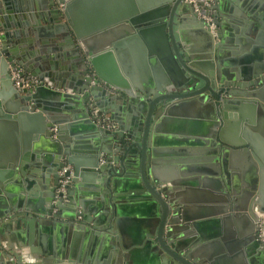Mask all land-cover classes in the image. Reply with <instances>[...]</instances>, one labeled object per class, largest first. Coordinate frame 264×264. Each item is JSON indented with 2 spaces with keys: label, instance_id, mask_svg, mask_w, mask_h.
<instances>
[{
  "label": "water",
  "instance_id": "95a60500",
  "mask_svg": "<svg viewBox=\"0 0 264 264\" xmlns=\"http://www.w3.org/2000/svg\"><path fill=\"white\" fill-rule=\"evenodd\" d=\"M92 1L96 0H0V121L6 125L12 120L23 128H32L39 139L38 146L28 156L30 159L19 160L17 154L16 158L0 160V220L22 212L23 193L33 195V182L37 180L43 208L33 211L48 215L58 208L54 217L68 221L66 225L72 229L73 238L86 232L98 241L103 233L97 224L102 218L93 224L97 229L88 227L94 209L88 207L90 202L86 194L80 199L79 179L98 178L102 189L107 186L112 191L109 197L113 196L115 206L118 184L135 183L138 177L162 209L157 240L165 254L160 255V264H217V259L206 261L199 257V248L192 245L197 237H206L208 230L198 229L193 241L188 239L183 244L178 240L181 250H175L174 242L165 241L166 224L172 225L167 237L176 238L173 225L182 218L184 221L190 219V206L182 204L186 199H170L171 189L167 183L158 178L153 185L148 175L165 113L181 107L193 109L195 104H200L201 111L209 115L205 132L207 149L215 148L211 156L221 161L217 168H220L222 179L227 177L225 153L229 151L228 145L242 146L238 153L249 155L258 164L260 180L256 192L251 190L254 194L247 203L246 212H239V215L249 216L254 227L246 237H254L260 246L255 238V224L264 222V135L256 128L254 113L261 106L258 100L264 101L260 94L264 85L253 92L239 93L245 99L225 97L238 94L221 76L224 72L221 62L226 65L219 59L224 49L218 44L224 27L218 12L221 8L218 2L222 0H145L148 3L130 4L120 10L109 5H94V9L90 6ZM252 2L264 10V0ZM62 4L64 8H60ZM187 27L194 30L192 39L195 36L193 41L197 39L199 45L188 42L184 35L188 34ZM137 32L142 33L151 53L155 46L157 50H153L166 63L164 78L147 74L139 82L131 78L132 84H128L115 78L116 65L112 72L106 70L107 60L113 67V49L121 54L120 49L125 44L123 37ZM56 40L62 41L59 47L51 43ZM92 40L97 42L93 44ZM59 48L64 53H60ZM68 55L76 64L64 59ZM14 62L21 65L23 75L33 81V86L24 89L15 86L10 70V63ZM258 69L264 71V65ZM259 70L253 73L255 81L246 85L248 89L264 80ZM246 97L259 99L251 105L244 102ZM91 104L109 114L119 129L98 125L90 116ZM234 106L235 110H240L237 115L228 111ZM247 107L253 111L248 117L242 112ZM120 111H124L123 115ZM233 117L239 133L230 140L224 133L231 123L229 118ZM79 141H87L91 147L80 145ZM67 164L72 169L65 173L70 177L67 184L69 202L66 203L63 193H59L58 199L57 189L62 178L60 171ZM153 170L157 173L154 167ZM225 183L233 185L235 180L230 177ZM98 191L96 194L105 201L103 192ZM105 198L108 199L107 194ZM244 198L232 200L231 208L240 210L245 206ZM27 200L36 202L32 197ZM199 204L197 207L211 214L209 217L214 216L219 206ZM74 205H80L82 211L76 208L73 214L64 213L66 207ZM194 211L191 223L194 226L213 221L209 217L201 220L202 213ZM78 215L84 218L75 223ZM107 231L112 233L111 229ZM105 236L107 243L112 241V248H115L116 239L119 247H124L121 237ZM101 238L104 239V235ZM65 254L64 250L53 252L44 262L63 263ZM68 258L71 262L73 255Z\"/></svg>",
  "mask_w": 264,
  "mask_h": 264
},
{
  "label": "crops",
  "instance_id": "0c3cea01",
  "mask_svg": "<svg viewBox=\"0 0 264 264\" xmlns=\"http://www.w3.org/2000/svg\"><path fill=\"white\" fill-rule=\"evenodd\" d=\"M145 3L148 2L145 0H96L92 1L90 6L96 9L94 5H109L111 8L116 6L120 10L129 7L130 4L140 6ZM218 5L221 6L218 11L219 21L224 23L222 38L218 41L219 48L224 49V53L219 56V59L226 62V65L221 62L224 70L221 76L232 84V89L238 94L225 97L245 99L239 93L253 92L264 85V80H261L256 85H251L249 89L246 87L248 83L255 81L253 73L264 65V10L252 0H222L218 2ZM60 8H64V5H60ZM186 29L188 34L184 35L188 42L199 45L197 39L196 42L193 41L195 36L192 39L194 30L191 27ZM123 38L125 44L120 49L121 54L118 55L113 49V67L108 60L104 63L109 72H112L115 65L117 66L118 73L115 78L132 84L131 78L139 82L146 78L147 74L155 78H164L167 75L166 63L159 53L154 51L157 50L155 46H153L154 50L152 49L153 54L151 53L142 33H132L131 36L128 34ZM92 41L93 44L97 42ZM61 42L56 40L51 43L59 47ZM59 52L64 53V50L59 48ZM20 59L23 58L20 57ZM64 59L75 63L69 55ZM259 75H264V71H260ZM260 94L264 97V91ZM246 98L244 100L246 103L259 99L258 97ZM258 101L261 106L255 111L254 117L257 120L256 128L264 135V101ZM228 111L233 113L232 115L240 112L235 110V106ZM123 112L120 111L121 115ZM242 112L248 117L253 111L247 107L242 109ZM106 115L110 118L109 114ZM208 116L201 111L200 104H195L193 109L187 110L181 107L165 113L163 126L157 136L159 142L156 146L154 144L152 169H149L148 174L150 181L155 185L160 178L167 183L171 189L169 190L172 195L170 199L176 197L186 199V202L182 204L190 206L191 212L190 219L184 221L182 218L173 225V233L178 235L176 238L167 237L168 229L172 225L166 224L165 241L174 242L175 250H181L178 240L184 244L185 240H194L198 229L204 232L208 230L206 237H197L192 244L193 247L199 248V257L202 259L206 261L217 259V264H264V222L255 224V238L259 246L255 243L254 237L253 239L246 237L249 230L254 227L249 216L239 215V212H246L244 210L247 203L256 192L257 183L260 180L258 164L255 163L254 158L251 160L249 155L241 156L238 153L242 150V146L228 145L229 151L225 153L227 177L222 179L220 168L219 170L217 168L221 161H215L211 156L215 148L207 149L205 132L209 121ZM229 122L231 123L227 127V133L224 134L228 139L233 140L239 132L236 130L235 118H229ZM113 124L115 128L110 130H118V124L115 121ZM38 141L32 128H23L12 120L6 125L1 124L0 121V160L16 158L17 154L19 160L24 157L30 159L28 156L33 148L38 146ZM78 144L91 147L87 141H79ZM220 145L225 144L220 142ZM112 146L115 144L113 143ZM212 172L214 175L210 174ZM87 173L90 174V172ZM230 177L231 180H235V184L227 186L225 182L230 180ZM79 180L80 199H84L83 194H86V199L90 202L88 207L94 209L91 211L92 220L88 223V227L96 228L93 224H97L98 219L102 218V221L97 224L103 233L99 235L98 241L94 236H88L86 232L73 238L72 229L66 225L68 221L54 217V214L59 211L58 208L53 209L48 215L34 212L33 210L43 208L39 199L41 189L37 180H34L33 195L25 191L23 193L22 212L16 215L10 214L0 220V255H2L0 264H160L159 257L165 254L157 240L162 209L141 178L137 177L135 183L130 184L124 181L118 184L115 206L114 201L112 202L113 196L109 197L112 191L108 190L107 186L102 189V182H99L98 178ZM99 189L103 192L105 201L96 194ZM252 189L254 192H251ZM105 194L108 196L107 200ZM242 196L245 197L242 199L245 206H241L240 210L232 209V200H239ZM30 197L36 199V202H29L27 199ZM65 202H69V199ZM199 203L218 204V210L212 214L214 216L209 217L211 214L203 213L204 209L197 207L201 205ZM75 209L82 211L80 205H74L66 207L64 213L66 211L73 214ZM193 210L194 212L199 210L202 213L201 220L209 217L213 221L194 226L191 224L194 218ZM83 218L78 215L75 223L82 221ZM107 229H111L112 233H108ZM108 234L112 235L110 239L121 237L124 247H119L116 239L115 248H112V241L107 243L105 235ZM101 235H104V239ZM104 247L107 249L105 250ZM61 250L66 252L63 263L44 262L47 256L50 257L53 252ZM70 254L73 255L71 262L68 258ZM167 258L173 261L168 255Z\"/></svg>",
  "mask_w": 264,
  "mask_h": 264
},
{
  "label": "built area",
  "instance_id": "2783aa9c",
  "mask_svg": "<svg viewBox=\"0 0 264 264\" xmlns=\"http://www.w3.org/2000/svg\"><path fill=\"white\" fill-rule=\"evenodd\" d=\"M186 2H195L196 0H184ZM198 10V7H196ZM215 26L212 25L211 28L213 29ZM10 70L12 78L15 80V86L19 88H30L33 86V81L26 75H23L22 71L23 68L18 63H10ZM37 83V81H36ZM90 116L95 120L96 123L103 126L107 129H114L115 125L113 124V121L106 115L103 114L99 107H97L94 104H91L90 107ZM72 169L71 165H65L63 169L60 171V175L62 178L60 179V185L57 189V197L60 199L59 193H63V199L64 201L68 200V194H67V184L70 181L69 176H65V173Z\"/></svg>",
  "mask_w": 264,
  "mask_h": 264
},
{
  "label": "flooded vegetation",
  "instance_id": "af4514ba",
  "mask_svg": "<svg viewBox=\"0 0 264 264\" xmlns=\"http://www.w3.org/2000/svg\"><path fill=\"white\" fill-rule=\"evenodd\" d=\"M229 96V95H228ZM101 110V109H100ZM102 112V111H101ZM103 113V112H102ZM104 114V113H103ZM259 234V233H258Z\"/></svg>",
  "mask_w": 264,
  "mask_h": 264
}]
</instances>
